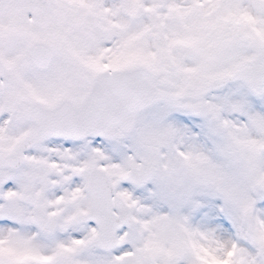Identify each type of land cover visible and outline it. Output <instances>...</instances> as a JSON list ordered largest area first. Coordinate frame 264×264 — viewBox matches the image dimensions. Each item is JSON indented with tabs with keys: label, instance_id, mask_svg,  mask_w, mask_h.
<instances>
[{
	"label": "snow or ice",
	"instance_id": "snow-or-ice-1",
	"mask_svg": "<svg viewBox=\"0 0 264 264\" xmlns=\"http://www.w3.org/2000/svg\"><path fill=\"white\" fill-rule=\"evenodd\" d=\"M0 264H264V0H0Z\"/></svg>",
	"mask_w": 264,
	"mask_h": 264
}]
</instances>
